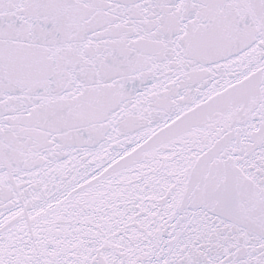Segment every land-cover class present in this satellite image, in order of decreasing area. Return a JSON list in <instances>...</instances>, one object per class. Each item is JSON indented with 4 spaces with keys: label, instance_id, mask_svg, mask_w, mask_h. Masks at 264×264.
<instances>
[{
    "label": "snow or ice",
    "instance_id": "1",
    "mask_svg": "<svg viewBox=\"0 0 264 264\" xmlns=\"http://www.w3.org/2000/svg\"><path fill=\"white\" fill-rule=\"evenodd\" d=\"M0 264H264V0H0Z\"/></svg>",
    "mask_w": 264,
    "mask_h": 264
}]
</instances>
